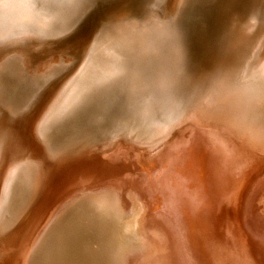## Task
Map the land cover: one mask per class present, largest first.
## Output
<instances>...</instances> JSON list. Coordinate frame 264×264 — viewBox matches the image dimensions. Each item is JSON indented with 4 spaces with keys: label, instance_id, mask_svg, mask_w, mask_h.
<instances>
[{
    "label": "bare ground",
    "instance_id": "bare-ground-1",
    "mask_svg": "<svg viewBox=\"0 0 264 264\" xmlns=\"http://www.w3.org/2000/svg\"><path fill=\"white\" fill-rule=\"evenodd\" d=\"M96 1L0 0V264H184L186 222L202 264L216 247L263 263L249 229L264 233V163L240 195L236 181L244 159L264 162V19L225 9L215 62H189L184 0H137L67 45ZM48 166L59 177L41 198ZM178 166L180 217L157 205ZM211 221L223 225L213 251Z\"/></svg>",
    "mask_w": 264,
    "mask_h": 264
},
{
    "label": "rangeland",
    "instance_id": "rangeland-1",
    "mask_svg": "<svg viewBox=\"0 0 264 264\" xmlns=\"http://www.w3.org/2000/svg\"><path fill=\"white\" fill-rule=\"evenodd\" d=\"M190 1V2H189ZM196 1V3H193V2H195ZM204 1H206V2H204ZM211 2L209 3V0H184V2L187 4H185L184 2L182 3V1H181V4L178 6L179 7V9H181L180 10V12L181 13H183L182 15V19H180V23H181V30H182V32L186 35V37H187V39H188V43H189V48H187V50H186V53H187V55H188V57H189V62H191L192 61V63L193 62H198V63H204V61H206L205 63H207V61H211V60H216L218 57H219V53H218V50H219V41H220V37H219V35H217V33L219 32V30L217 29V27H218V25L220 24H222V19H220V18H222L223 17V15L224 14H226V13H228L229 12V9H231V7L232 8H237V9H239V10H241V11H244V12H246L247 14H250L251 16H254L255 18H257L258 20H262V19H264V0H234V2L232 1V0H210ZM213 1V2H212ZM222 1H223V3H222ZM237 1H239L238 3H239V5H238V3H237ZM243 1H245V2H243ZM249 1L252 3L251 5H250V3H249ZM138 1L137 0H97L96 2H95V5H94V8L91 10L92 12H95V9L97 10L98 8V12L96 11L95 12V15H94V13H92L91 11L90 12H88L82 19H81V21H80V23L81 24H79L78 26V28L77 29H75L69 36H68V38L66 39L67 41H66V44L67 45H75V44H79L80 42H83L84 41V39L85 38H87V37H91L96 31H97V29H98V27L100 26V24H102L108 17H110L111 15H117V14H122V13H124V12H126V10H127V8L128 7H130V8H132V7H135V5L136 4H138L137 3ZM188 2V3H187ZM225 2L228 4H225ZM102 3V4H101ZM106 3V4H105ZM200 3V4H199ZM205 3V4H204ZM214 3H217V4H219V6L217 5V4H214ZM222 3V4H221ZM232 5H231V4ZM237 3V4H236ZM98 4V5H97ZM104 4V6H102ZM170 4H171V2H170V0H167V6L170 8ZM186 5V6H183V5ZM204 4V5H203ZM209 6H208V5ZM213 4V5H212ZM236 6H235V5ZM243 6H242V5ZM245 4V5H244ZM134 5V6H133ZM195 5H196V7H195ZM217 5V6H216ZM221 5H222V7H221ZM225 5V6H224ZM234 5V6H233ZM238 5V6H237ZM240 5H241V7H240ZM102 8H101V7ZM132 6V7H131ZM181 6V7H180ZM188 6L189 7H191V9L190 8H188ZM198 6V7H197ZM206 6V7H205ZM223 6H224V8H223ZM230 6V7H229ZM246 6V7H245ZM184 7V8H183ZM203 7V8H202ZM204 7H205V9H204ZM208 7V8H207ZM227 7V8H226ZM105 8V9H104ZM187 8V9H186ZM200 8H202V9H200ZM215 8H217L219 11L217 12V9H215ZM229 8V9H228ZM178 9V10H179ZM189 9V10H188ZM195 9V10H194ZM206 9H207V11H206ZM208 9H211L210 11L208 10ZM222 9V10H221ZM228 10L227 12H226V10ZM184 10V11H183ZM198 10V11H197ZM200 10H202V11H200ZM213 10V11H212ZM224 10H225V12L226 13H224ZM217 13H216V12ZM100 12V13H99ZM206 12V13H205ZM209 12V13H208ZM214 12V14L216 15V16H218V17H216L215 15H213L212 13ZM102 13V14H101ZM205 13V14H204ZM208 13V14H207ZM220 13V14H219ZM221 13L223 14V15H221ZM90 14V15H89ZM199 14H202L204 17H205V20H204V17L202 16V15H199ZM206 14H207V16H206ZM218 14V15H217ZM87 15H88V18L90 17L91 19H92V21H91V19L89 20L88 18H87ZM201 16L200 18H199V16ZM212 15H213V17H212ZM221 15V17H219ZM93 16H95L94 17V19L92 18ZM99 18V19H97V18ZM189 17V18H188ZM199 18V19H198ZM216 18H218V20L220 19L221 21H218ZM97 19V20H96ZM211 19V20H210ZM212 19H213V22H212ZM216 19V21H214ZM87 20H88V22H87ZM95 20V21H94ZM200 20V21H199ZM204 20V21H203ZM86 22V23H85ZM192 22V23H191ZM210 22H211V25H210ZM93 23H95L94 25H93ZM202 23V24H201ZM206 23V24H205ZM216 23V24H215ZM82 24H83V26H82ZM88 24H90V25H88ZM93 26H92V25ZM200 24V25H199ZM209 24V25H208ZM213 24V25H212ZM198 25H199V28H198ZM217 25V26H216ZM220 25H219V27H220ZM87 26V27H86ZM89 26V27H88ZM202 26V27H201ZM203 26H205L206 28H204ZM209 26V27H208ZM81 27H82V29H81ZM86 29H85V28ZM213 27H214V29H213ZM218 27V28H219ZM202 30H201V29ZM204 28V29H203ZM88 29V30H87ZM196 31H195V30ZM216 29V30H215ZM86 30V31H85ZM201 30V31H200ZM217 32H215V31ZM85 31V32H84ZM88 31V32H87ZM193 31V32H192ZM199 31V32H198ZM208 31V32H207ZM198 34H197V33ZM209 32H210V34H209ZM214 34H212V33ZM202 33V34H201ZM204 33V34H203ZM208 34V37H207V34ZM73 34V35H72ZM75 34V35H74ZM211 34H212V36H211ZM205 36V37H202V36ZM71 36H73L72 37V41H71ZM199 37V38H196V37ZM211 36V37H210ZM214 36H215V38H214ZM70 37V38H69ZM200 37H202V38H200ZM219 37V38H218ZM74 39V40H73ZM193 39L195 40V41H193ZM196 39L199 41L198 43H197V41H196ZM210 39L211 41H208V40ZM214 39V40H213ZM207 41V42H206ZM214 41H216V44H215V42ZM195 42V43H194ZM201 42H203V43H201ZM205 42V43H204ZM210 42H212V43H210ZM200 43V44H199ZM208 43V44H207ZM210 43V44H209ZM196 44V45H195ZM197 44L199 45V46H197ZM193 45V46H192ZM201 45V46H200ZM205 45V46H204ZM209 45V46H208ZM212 45V46H211ZM213 46H215V47H213ZM194 47H197V48H194ZM199 47V48H198ZM202 47V48H201ZM209 47H212V48H209ZM194 48V49H193ZM201 48V49H200ZM207 48V49H206ZM218 48V49H217ZM200 51H198V50ZM206 49V51H204ZM217 49V50H216ZM193 50V51H192ZM195 50V51H194ZM208 50V51H207ZM216 51V52H214V51ZM211 51H213L212 53H213V57H212V53H210ZM196 52H198V53H196ZM205 52V53H204ZM201 53V54H200ZM203 53V54H202ZM210 53V54H209ZM197 54V55H196ZM209 54V55H208ZM194 55V56H193ZM200 56V58H199V56ZM206 55V57L204 58V56ZM208 55V56H207ZM217 55V56H216ZM192 56H193V58H192ZM197 56V57H196ZM216 58H215V57ZM210 57V59H208V58ZM198 58V59H197ZM201 58H203V59H205V60H203V59H201ZM207 58V59H206ZM214 58V59H213ZM197 59V60H196ZM201 60H203V61H201ZM201 61V62H200ZM215 62V61H214ZM4 117V114H2L1 115V120H4L5 119V117ZM1 122V121H0ZM192 138V135H190L187 139L188 140H186L185 138L184 139H182V141H186V142H190L189 140ZM205 152H202V154H204ZM205 155V154H204ZM206 156V155H205ZM243 161H245L246 162V169H245V172H244V176H242V178L239 180V181H236V183H238L237 185H238V189H237V193L240 195V194H242L241 192H243L244 191V187H246L245 185V181H247V176H248V173H250L251 175L253 174L254 176L256 175V172L258 171V168H259V172L261 171V166L263 165V161H257V163L255 162V165L250 161V160H246V159H244ZM243 161H242V163H243ZM179 163H181V162H179ZM257 166H258V168H257ZM164 168V167H163ZM177 168H179V166L178 167H176L175 169V171L174 170H168V176L169 175H172L173 177L175 176V174H179V175H181L180 173H178V171H177ZM47 174H46V178H47V181H46V184H45V186H44V188H43V191H42V193H41V198H43L46 194H47V190H48V187L51 185V183L52 182H54V180H56V179H58L57 177H59V176H57L56 175V177H55V179H54V176H55V172H57V170H56V167L55 166H48L47 167ZM165 169V170H164ZM164 169H159L158 168V170H159V172L160 173H158V174H160L161 175V173H164L165 171H167L166 170V168H164ZM158 170H157V168H155V169H153V171L154 172H158ZM153 171H149V172H153ZM161 171H163V172H161ZM154 172L152 173L153 174V176L155 175L154 174ZM185 174H183V176H185V177H188L191 173H192V171H191V169L190 168H188V167H186V165L184 164V171H183ZM150 173V174H151ZM159 175V176H160ZM252 175V176H253ZM64 176V174L61 176V177H63ZM158 176V177H159ZM172 176H169V183H170V187L168 188L169 190H167V192H165V196H164V194H162V193H159V196L157 197L158 198V201L159 202H157V205H158V209H161V208H165V206H167L166 204H168V206L169 205H171V207L173 208V210H174V212H175V215L177 214V216L178 217H180V215L182 214L181 212H182V210H181V208H182V206H183V204H182V202H180L181 201V198L178 200V198L176 197V200L175 201H172L173 199H170V198H173V197H175L176 196V194H174L175 193V191H173L176 187H174V186H177L176 185V183H174V181H175V177L174 178H172ZM170 179H172V180H170ZM174 180V181H173ZM172 181V182H171ZM248 183V182H247ZM172 184V185H171ZM242 190V191H241ZM169 194V195H168ZM173 194V195H172ZM162 195V196H161ZM170 195H172L171 197H170ZM165 199H167V201H165V204H164V200ZM198 200H200V198L198 199ZM201 202L203 203L204 202V200H205V198H203V197H201ZM169 202V203H168ZM172 202V203H171ZM52 203V200L49 202V203H47V205H49V206H47L46 205V207H50V204ZM173 204H175V206L173 205ZM173 205V206H172ZM241 207V206H240ZM240 207H237L238 208V210H237V213H239V215H238V218L237 219H239L240 220V222H243L244 221V218H245V220L247 219L246 218V214H245V207H242V211H240ZM181 210V211H180ZM179 211V212H178ZM194 212V207H193V210H192V213ZM241 212H242V214H241ZM181 213V214H180ZM264 213V212H263ZM179 214V215H178ZM54 216V215H53ZM174 216V215H173ZM212 216H215V215H213L212 214ZM241 216V217H240ZM49 217H52V216H49ZM208 218H209V211H206V210H204L203 212H202V215H201V217H200V219H201V222L202 223H206V221L208 220ZM51 219V218H50ZM239 222V223H240ZM211 223H212V227H213V229H214V231H215V239H214V237H213V246H212V248L210 249V251H213V249H214V241L215 240H217V238H218V236H220L221 238H223L222 237V228H223V225L221 224L222 222H220V224L218 223V224H216V226H215V224H214V222H212L211 221ZM181 224V223H180ZM250 226H251V223H248ZM183 225V224H182ZM185 225V226H184ZM182 227L180 226V228H183V229H181V230H183V235H185L184 236V242L185 243H183L184 244V249H183V257H184V264H202V262H200V259H201V257H202V249H203V242H202V239H201V231H197L198 230V228H191L190 226H189V223L187 224V222L184 224ZM187 225V226H186ZM179 227V226H178ZM185 227V228H184ZM187 227V228H186ZM246 228H248L247 226H246ZM185 229H187V230H185ZM192 231H191V230ZM249 229V228H248ZM250 230V232L252 233V235H254L258 240H262V241H264V233H257V232H254L253 230H251V229H249ZM191 234H190V233ZM229 233V235H228V237L230 238V241H231V234H230V232H228ZM194 238H193V237ZM244 238H245V235H244ZM187 240V241H186ZM190 241V244H189V241ZM193 242V243H192ZM195 242V243H194ZM187 243V244H186ZM192 243V244H191ZM197 243V244H196ZM245 243L248 245V241L245 239ZM189 244V245H188ZM230 244H231V248L233 247V244H232V242H230ZM188 245V246H187ZM250 246H252L251 244H249ZM185 246H186V248H185ZM200 246V247H199ZM182 247V248H183ZM187 247H188V249H187ZM190 247V248H189ZM191 247H192V249H191ZM253 248H254V246H252ZM258 247V248H257ZM256 247V249H258V251H259V246H257ZM201 248V249H200ZM261 249H263V248H261ZM197 250H199V251H197ZM205 250V249H204ZM216 250H217V252H219V254L221 255H218L219 257H217L216 258V260H217V262H216V264H233V261H232V259L230 258V256L228 255V254H226V251L224 252V251H222L221 249H219V247H216ZM187 252V253H186ZM201 252V253H200ZM253 252L250 250V253L248 252L247 253V256H246V258H247V260H248V262L246 261V264H264V261H263V263H262V261L258 258L257 259V256L258 255H256L255 257L253 256ZM264 254V253H263ZM186 256V257H185ZM191 257V258H190ZM194 257H195V259H194ZM200 257V258H199ZM199 259V260H198ZM254 259L255 260H257V261H254ZM198 260V261H197ZM189 262V263H188ZM198 262V263H197ZM245 263V262H244ZM240 264H242L241 262H240Z\"/></svg>",
    "mask_w": 264,
    "mask_h": 264
},
{
    "label": "water",
    "instance_id": "water-1",
    "mask_svg": "<svg viewBox=\"0 0 264 264\" xmlns=\"http://www.w3.org/2000/svg\"><path fill=\"white\" fill-rule=\"evenodd\" d=\"M183 16V15H182Z\"/></svg>",
    "mask_w": 264,
    "mask_h": 264
}]
</instances>
